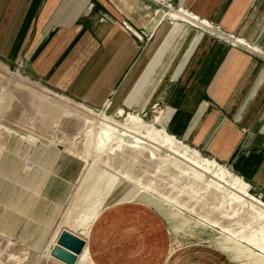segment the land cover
<instances>
[{"label": "rangeland", "instance_id": "rangeland-1", "mask_svg": "<svg viewBox=\"0 0 264 264\" xmlns=\"http://www.w3.org/2000/svg\"><path fill=\"white\" fill-rule=\"evenodd\" d=\"M52 90L0 58V264H63L49 251L64 228L87 240L82 264H264L261 205L182 175L173 165L188 163L139 137L97 139L104 126L120 132L105 118L151 122L154 109L92 108Z\"/></svg>", "mask_w": 264, "mask_h": 264}, {"label": "crops", "instance_id": "crops-1", "mask_svg": "<svg viewBox=\"0 0 264 264\" xmlns=\"http://www.w3.org/2000/svg\"><path fill=\"white\" fill-rule=\"evenodd\" d=\"M0 58L92 108L151 107L264 198V0H0Z\"/></svg>", "mask_w": 264, "mask_h": 264}, {"label": "bare ground", "instance_id": "bare-ground-1", "mask_svg": "<svg viewBox=\"0 0 264 264\" xmlns=\"http://www.w3.org/2000/svg\"><path fill=\"white\" fill-rule=\"evenodd\" d=\"M179 11L182 14H188L185 15L186 17H181L182 19H190L192 20V22L195 21L197 23H207L206 21L199 20L198 17L194 16L192 13L183 10L182 7H180L178 12ZM174 17L178 19V14H174L173 18ZM135 35L138 38H141V35L138 32H136ZM124 112L125 111L123 109L118 110V113L120 115H124ZM129 122L131 123V125ZM101 123H110L112 127L120 130L119 132L105 126L100 129V132L97 134V139L102 140L106 145L114 143L115 141H121L123 136L122 134L128 133L132 136L139 137L145 142L165 148L167 151L171 152L172 155H174V159H177L180 163L181 161H184L185 163H188L190 165V169H187V171H185L182 170V167L180 166V164H178V162L174 163V169L182 171V175L192 177L193 180L200 181V183H205V186H209L211 188L214 185L213 188H215V190L228 195L229 200L234 203L245 204L250 200L251 202H255L256 204L261 205L263 211L259 214L261 219L264 220V201L250 192V186L247 181L245 182L237 175L229 179V176L231 177V172L227 170L224 165L218 163L213 159L201 155L197 150H194V148L192 149L191 147H188V145L184 144L182 141L169 134L162 126L160 117L158 115L154 116L151 122H147L141 116L129 112L127 114L126 121L123 124H118L116 121H111L109 118H105V120ZM134 141H136V139ZM130 146L133 148L136 147V149L145 150L142 146H139V144L136 143ZM199 171H203L209 174L213 179L218 181V183L215 184L211 181H204L203 178L199 176ZM86 245L87 240L83 250L76 255L77 258L74 264L83 263L87 252ZM253 245L257 246V248L260 249L261 253L259 255L264 257V244L254 243ZM50 252L51 251H49V255L53 257ZM60 262L63 263L62 261Z\"/></svg>", "mask_w": 264, "mask_h": 264}, {"label": "water", "instance_id": "water-1", "mask_svg": "<svg viewBox=\"0 0 264 264\" xmlns=\"http://www.w3.org/2000/svg\"><path fill=\"white\" fill-rule=\"evenodd\" d=\"M86 244V240L67 229H62L52 245L50 254L65 264H74L76 255L79 254Z\"/></svg>", "mask_w": 264, "mask_h": 264}, {"label": "built area", "instance_id": "built-area-1", "mask_svg": "<svg viewBox=\"0 0 264 264\" xmlns=\"http://www.w3.org/2000/svg\"><path fill=\"white\" fill-rule=\"evenodd\" d=\"M122 28L125 30V31H130L132 33H136L132 28L131 26L127 23V21H122Z\"/></svg>", "mask_w": 264, "mask_h": 264}]
</instances>
